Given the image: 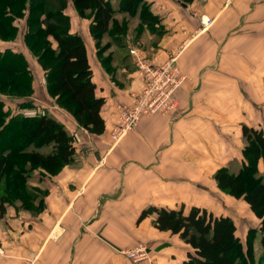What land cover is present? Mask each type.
I'll list each match as a JSON object with an SVG mask.
<instances>
[{
	"label": "crops",
	"instance_id": "1",
	"mask_svg": "<svg viewBox=\"0 0 264 264\" xmlns=\"http://www.w3.org/2000/svg\"><path fill=\"white\" fill-rule=\"evenodd\" d=\"M111 2L118 24L126 21L128 30L117 40L105 34L109 46L101 56L91 18L81 17L72 0L64 10L70 32L86 43L97 95L105 99L103 133L80 126L57 104L33 60V99L77 135L76 155L54 174L32 172L29 184L40 193L32 207L20 200L5 204L0 264L183 262L190 245L159 229L156 212L140 219L142 211L210 210L221 192L214 173L240 154L242 126L264 129V0H143L158 19L152 27L143 22L141 6L133 14L121 9V0ZM130 46L147 61H173L182 80L172 109L144 115L114 143L117 104L130 103L144 84ZM139 243L148 246L149 258L135 263L123 251Z\"/></svg>",
	"mask_w": 264,
	"mask_h": 264
},
{
	"label": "trees",
	"instance_id": "2",
	"mask_svg": "<svg viewBox=\"0 0 264 264\" xmlns=\"http://www.w3.org/2000/svg\"><path fill=\"white\" fill-rule=\"evenodd\" d=\"M81 17L91 18L90 32L96 41L98 55L109 46L103 43L105 34L117 40L125 35L127 22L118 24L117 9L111 0H72ZM187 3L191 0H182ZM68 0H0V38L13 39L15 20L27 16L26 44L32 56L44 70L48 93L57 104L68 111L80 126L92 133H103L106 128L101 110L105 99L97 95L87 46L78 33L70 32V19L64 10ZM121 9L136 13L148 26L158 20L143 0H121ZM56 43V46H54ZM34 69L28 57L10 46L0 47V94L26 97L34 92ZM30 105H37L34 100ZM244 145L242 166L232 171L227 165L214 173L218 187L243 199L259 220L264 249V129L242 126ZM49 147V152L39 148ZM74 136L65 125L49 114L25 116L6 109L0 98V212L6 203L21 201L30 208L40 193L29 184L35 169L50 174L75 160ZM44 206L43 200L38 208ZM156 212V226L170 230L190 245L187 259L179 264H256L253 251L255 234L246 245L237 233L233 218L217 215L204 207L184 206L167 208L152 206L142 211L140 219Z\"/></svg>",
	"mask_w": 264,
	"mask_h": 264
},
{
	"label": "built area",
	"instance_id": "3",
	"mask_svg": "<svg viewBox=\"0 0 264 264\" xmlns=\"http://www.w3.org/2000/svg\"><path fill=\"white\" fill-rule=\"evenodd\" d=\"M129 52L135 58L143 79V88L132 92L130 103H118V117L111 130L114 143L119 142L129 131L137 127L144 115L157 111L172 109L176 104L173 92L181 83V76L177 65L173 61L156 64L140 54L134 46L129 47ZM45 114L41 111H27L25 116ZM74 139L77 135H73ZM0 252L3 253L2 247ZM133 262L149 258V249L145 243H139L133 248L123 251Z\"/></svg>",
	"mask_w": 264,
	"mask_h": 264
},
{
	"label": "rangeland",
	"instance_id": "4",
	"mask_svg": "<svg viewBox=\"0 0 264 264\" xmlns=\"http://www.w3.org/2000/svg\"><path fill=\"white\" fill-rule=\"evenodd\" d=\"M26 18L27 16L25 15V17H18L15 20L17 28L16 36L13 39L8 40L0 38V47L3 48L10 46L13 49L23 52L28 57L29 63L34 69L33 60L35 58L32 56V53L26 44ZM33 93L26 97H13L5 94H0V98H2L6 103V109L14 114L20 113L26 115L27 111H41L45 112V114L51 115L47 106H45L44 103L39 104L33 99ZM31 100H34L37 105H30ZM242 142L243 144L240 146L239 149L240 154L237 155L233 160H231L230 163L225 164L229 166L232 171H238L242 166L243 156L241 153V148L244 145V139ZM48 148L49 147H44V150H47ZM259 168L264 174V167L262 164L259 165ZM217 199V203H215V205L212 207L210 206L209 211H212L217 215L226 214L231 216L237 225V233L245 245L248 236L251 233H254L255 238L253 243V251L255 256V262L256 264H264V249L261 244L262 233L258 230L259 220L250 210L249 205L243 199L236 198L222 190Z\"/></svg>",
	"mask_w": 264,
	"mask_h": 264
}]
</instances>
